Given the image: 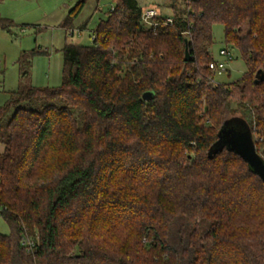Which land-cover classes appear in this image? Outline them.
<instances>
[{
	"label": "trees",
	"instance_id": "obj_1",
	"mask_svg": "<svg viewBox=\"0 0 264 264\" xmlns=\"http://www.w3.org/2000/svg\"><path fill=\"white\" fill-rule=\"evenodd\" d=\"M183 2L149 26L136 0H114L90 45L63 46L60 85L11 91L0 264H264V181L215 145L247 128L264 160V0ZM215 23L246 66L230 83L208 66Z\"/></svg>",
	"mask_w": 264,
	"mask_h": 264
},
{
	"label": "rangeland",
	"instance_id": "obj_2",
	"mask_svg": "<svg viewBox=\"0 0 264 264\" xmlns=\"http://www.w3.org/2000/svg\"><path fill=\"white\" fill-rule=\"evenodd\" d=\"M78 1H0V20H6L4 26L0 22V107L5 105L11 91L19 86L60 85L63 46L66 43L90 45L93 29L114 5V0H85L78 15L66 22L70 9ZM136 1L143 6L154 5L162 10L160 16L171 18L180 16L185 7L183 0ZM212 37L210 51L215 60H222L219 50L225 43L221 24H213ZM228 49L233 57L225 63V70L214 71L212 81L215 83H230L246 71L238 50L234 47ZM2 148L0 143V152ZM9 232L7 223L0 216V233Z\"/></svg>",
	"mask_w": 264,
	"mask_h": 264
},
{
	"label": "water",
	"instance_id": "obj_3",
	"mask_svg": "<svg viewBox=\"0 0 264 264\" xmlns=\"http://www.w3.org/2000/svg\"><path fill=\"white\" fill-rule=\"evenodd\" d=\"M186 41V40H185ZM185 59H188L189 52L185 45ZM258 78H255V82ZM151 96V92H145L143 98L147 99ZM225 144L229 149L237 153L243 160L247 162L249 167L260 176L264 181V160L255 150L252 134L249 129H239L233 124L223 126L218 132V139L215 142L216 146Z\"/></svg>",
	"mask_w": 264,
	"mask_h": 264
},
{
	"label": "built area",
	"instance_id": "obj_4",
	"mask_svg": "<svg viewBox=\"0 0 264 264\" xmlns=\"http://www.w3.org/2000/svg\"><path fill=\"white\" fill-rule=\"evenodd\" d=\"M141 18L149 26L155 25V22L152 20L154 17L159 16L158 10L154 5H145L141 7ZM168 22L172 21L171 17H167ZM219 55L222 57V60H215L209 63V68L213 71L215 70H225V63L232 59V54L229 49L221 48L219 50ZM21 244L25 247L26 251L32 252L35 248V241L33 238L23 235L21 237Z\"/></svg>",
	"mask_w": 264,
	"mask_h": 264
},
{
	"label": "crops",
	"instance_id": "obj_5",
	"mask_svg": "<svg viewBox=\"0 0 264 264\" xmlns=\"http://www.w3.org/2000/svg\"><path fill=\"white\" fill-rule=\"evenodd\" d=\"M0 1H6V0H0ZM139 4V3H138ZM141 7H143V5L142 4H139ZM157 8V7H156ZM157 10H158V13H161V9L160 8H157ZM168 17V16H167ZM4 20V22H2L3 24H6V20L5 19H3Z\"/></svg>",
	"mask_w": 264,
	"mask_h": 264
}]
</instances>
